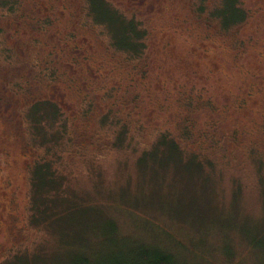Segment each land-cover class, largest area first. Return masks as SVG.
<instances>
[{"label": "rangeland", "instance_id": "obj_1", "mask_svg": "<svg viewBox=\"0 0 264 264\" xmlns=\"http://www.w3.org/2000/svg\"><path fill=\"white\" fill-rule=\"evenodd\" d=\"M47 3L67 45L82 47L87 65L96 69L93 78L80 63L77 84L111 92L113 101L133 84L139 97L130 144L110 143L97 155L81 152L70 170L63 160L69 193H79L82 208H100L99 215L71 213L69 246L102 231L113 245L115 223L122 236L174 247L183 264H264V0H239L248 15L231 34L205 28L192 14L194 0H154L156 8L145 20L150 57L145 79H136V71L130 76L132 67L121 65L123 57L114 59L105 35L91 31L86 39L79 33L69 38L82 26L77 19L86 16L83 0ZM235 39L238 48L232 50ZM128 103L121 105L128 109ZM188 119L191 140L180 143L212 162L214 173L206 175L191 161L176 175L165 168L167 162L146 169L135 146L163 134L179 139ZM32 157L25 140L0 118V259L19 253L27 258L7 264H73L69 247L57 250L59 232L30 229ZM42 245L50 258L37 255Z\"/></svg>", "mask_w": 264, "mask_h": 264}, {"label": "trees", "instance_id": "obj_2", "mask_svg": "<svg viewBox=\"0 0 264 264\" xmlns=\"http://www.w3.org/2000/svg\"><path fill=\"white\" fill-rule=\"evenodd\" d=\"M153 1L83 0L82 13L86 16L77 19L82 26L71 31L69 38L76 39L79 33V37L86 39L84 34H92L91 31L105 35L104 43L114 51V59L123 57L121 65L132 67L130 76L136 71V79H145L150 64L145 20L156 8ZM45 2L0 0V118L25 140V150L33 156L29 165L30 229L39 232L47 226L57 234L59 232L57 250L69 247L73 264H183L179 260L181 253L175 252L173 247L174 241L171 248L143 239L132 240L120 235L115 223L112 225L118 239L113 245L106 244L102 231L101 235H96L97 239L78 238L73 247L69 246L66 232L72 231L68 225L71 213L99 215L100 208H82L79 193L75 190L69 193L68 176L64 171L67 167L70 170L71 160L88 149L97 155L109 149L110 143L118 147L124 146L123 143L130 144L136 137L134 114L139 97H136L133 84L124 89L116 101L109 98L111 92L85 87L86 80L82 82L85 88L77 84L79 76L76 75L82 68L80 63L86 65L93 78L97 76L96 69L87 65L88 57L82 47L67 45L65 38L68 37L56 28L50 6ZM193 8L192 14L205 28L220 27L224 34L233 33L248 15L239 0H194ZM237 46V40L230 44L232 50H237ZM130 80L134 81V78ZM125 99L130 102L128 109L122 106ZM103 100L104 105L101 104ZM187 123L179 139L163 134L149 145L139 143L135 146L140 159L146 162V169L149 165L151 171L155 169L153 165L167 162L165 168L172 169L176 175L183 164L191 161L206 175L214 173L212 162L199 151L192 150L188 143L187 146L180 143L181 139L191 140L190 126L193 124L191 120ZM63 160L68 161L66 168ZM257 166H263L262 160ZM93 203L97 204L94 200ZM41 248L37 255L50 258L43 245ZM17 258L27 257L15 253L0 259V264Z\"/></svg>", "mask_w": 264, "mask_h": 264}]
</instances>
